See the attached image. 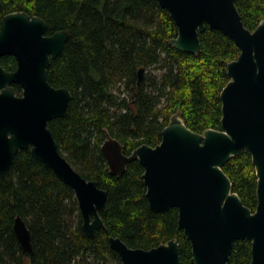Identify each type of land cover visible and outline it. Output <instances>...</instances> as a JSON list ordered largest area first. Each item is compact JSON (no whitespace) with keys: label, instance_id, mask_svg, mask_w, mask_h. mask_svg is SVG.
I'll return each instance as SVG.
<instances>
[{"label":"trees","instance_id":"trees-1","mask_svg":"<svg viewBox=\"0 0 264 264\" xmlns=\"http://www.w3.org/2000/svg\"><path fill=\"white\" fill-rule=\"evenodd\" d=\"M236 5L246 28L254 30L264 19V0H236ZM18 10L43 18L47 35L70 33L47 71L50 83L67 88L72 97L66 115L51 119L48 127L72 167L107 191V207L99 212L104 228L88 236L73 189L29 150L18 151L8 178L0 175V264H123L109 236L143 249L175 238L181 264H194L177 209H150L139 161L128 163L119 176L109 174L101 151L104 129L124 145L125 154L141 144L157 145L178 110L194 131L221 129L226 65L240 49L208 27L199 35L198 55L173 48L168 39L176 36L177 26L156 0H0V20ZM0 65L12 71L17 62L9 54ZM150 68L159 74L145 73ZM13 86L19 95L20 87ZM222 169L232 190L254 210L257 177L251 155L241 151ZM16 216L29 230L30 252L22 250L14 233ZM250 260V241H235L229 264Z\"/></svg>","mask_w":264,"mask_h":264},{"label":"water","instance_id":"water-1","mask_svg":"<svg viewBox=\"0 0 264 264\" xmlns=\"http://www.w3.org/2000/svg\"><path fill=\"white\" fill-rule=\"evenodd\" d=\"M177 26L168 43L198 55L200 33L207 27L228 36L240 53L226 65L228 82L220 91L221 129H190L177 111L169 117L155 146L141 144L129 154L107 129L101 151L108 172L119 176L138 160L150 209L178 212V228L191 243L194 264H229L234 242L251 243L250 264H264V19L254 30L243 24L236 0H156ZM45 20L25 11H12L0 20V58L13 55L17 65H0V175L8 178L20 150L51 168L74 191L88 236L104 228L99 214L106 210L107 191L86 179L61 154L48 122L66 115L70 90L53 86L50 60L70 37L67 30L46 34ZM144 68L138 70V83ZM13 84L20 87L16 94ZM241 151L251 155L255 169L257 203L252 210L223 171V165ZM13 230L20 247L31 251L25 221L16 216ZM108 243L123 264H181L179 243L171 238L149 249L131 248L119 237Z\"/></svg>","mask_w":264,"mask_h":264},{"label":"rangeland","instance_id":"rangeland-1","mask_svg":"<svg viewBox=\"0 0 264 264\" xmlns=\"http://www.w3.org/2000/svg\"><path fill=\"white\" fill-rule=\"evenodd\" d=\"M145 73H151L153 75H158L159 74V70L155 69V68H150V69H147L145 71ZM122 95H127L126 92H124Z\"/></svg>","mask_w":264,"mask_h":264}]
</instances>
